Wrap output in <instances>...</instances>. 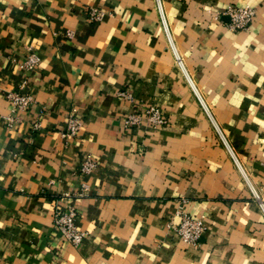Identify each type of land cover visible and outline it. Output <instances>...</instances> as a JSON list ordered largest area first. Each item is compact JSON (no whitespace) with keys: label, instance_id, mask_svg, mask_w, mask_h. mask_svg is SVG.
I'll return each instance as SVG.
<instances>
[{"label":"crops","instance_id":"0c3cea01","mask_svg":"<svg viewBox=\"0 0 264 264\" xmlns=\"http://www.w3.org/2000/svg\"><path fill=\"white\" fill-rule=\"evenodd\" d=\"M12 92L33 100L15 127ZM149 106L165 125L125 127ZM0 264H264V0H0Z\"/></svg>","mask_w":264,"mask_h":264},{"label":"built area","instance_id":"2783aa9c","mask_svg":"<svg viewBox=\"0 0 264 264\" xmlns=\"http://www.w3.org/2000/svg\"><path fill=\"white\" fill-rule=\"evenodd\" d=\"M224 15L229 18V29L233 32H237L247 30L251 26L256 11L251 7L229 6ZM101 17L102 13L97 10H92L90 14V19L92 21H98ZM37 62L38 57L33 54L27 59L25 66L32 68ZM118 96L126 100L132 99L131 95L126 91L120 92ZM8 99L11 102V114L7 118V121L9 127H15L19 121L20 114L31 108L33 100L28 95L18 92L10 93ZM145 123L154 127H159L166 124V119L161 109L156 106L146 107L141 113L129 114L125 119V127L130 129L142 127ZM81 130L82 122L80 119L75 116H70L63 137L67 139L75 138L79 136ZM93 166L94 162L90 161L85 164L84 169L89 172ZM179 216L181 219L180 222L170 224L169 229L175 232L184 244L194 247L199 246L203 235L207 231L205 223L201 219H196L190 214L184 213L182 209L179 212ZM77 217L78 212L74 207H70L65 212H58L54 217L56 227L73 246H79L86 237V233L81 231L76 224Z\"/></svg>","mask_w":264,"mask_h":264},{"label":"rangeland","instance_id":"374dc122","mask_svg":"<svg viewBox=\"0 0 264 264\" xmlns=\"http://www.w3.org/2000/svg\"><path fill=\"white\" fill-rule=\"evenodd\" d=\"M212 129H214V132L217 134V135H219L220 136V133H219V131L215 128V126L213 125V128Z\"/></svg>","mask_w":264,"mask_h":264}]
</instances>
